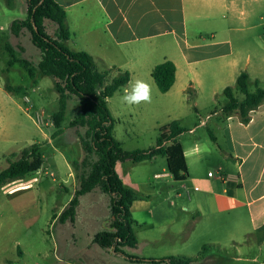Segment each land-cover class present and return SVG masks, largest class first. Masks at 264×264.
Segmentation results:
<instances>
[{"label":"rangeland","instance_id":"374dc122","mask_svg":"<svg viewBox=\"0 0 264 264\" xmlns=\"http://www.w3.org/2000/svg\"><path fill=\"white\" fill-rule=\"evenodd\" d=\"M260 14H264V8L258 9L257 17ZM26 17L25 0H14L13 9L8 7L7 0H0V135L6 133L10 138L7 141L0 140V172L10 162L18 160L24 149L34 144L43 146L44 164L37 173L0 188V264H69L62 257L66 250L75 249L77 256H72L70 262H77L82 257L81 253L86 252L85 244L95 233L110 230L109 198L97 189L81 197L74 221L62 223L59 219L54 220L55 215H60L68 208L78 187L68 158H81L83 152L77 131L85 134L86 128L70 127L80 112L79 100L74 97L68 102L62 133L54 137L57 129L52 117L57 113L59 105L53 78L41 76L40 82L34 86L20 63L8 65L12 55L18 59H27L34 66L41 58V52L33 45L28 30H24L19 38H15L10 31L14 20ZM251 26L252 30L245 29V34H241L247 35L246 43L250 47L264 46V21L257 19ZM10 49L13 50L12 53ZM6 77L11 85L23 86L26 92L7 93L4 90ZM256 81L259 87L264 88V75H252L249 82L251 92L256 90ZM225 82L215 93L206 87L198 95H194L190 89L162 95L156 88V92L152 93L151 103L133 106L122 103V88L108 103L115 119L114 136L126 151L148 150L156 145L163 126L179 121L182 126L190 128L193 122L206 120L209 112L215 109L223 111L226 103L224 89L236 85V80ZM235 92L239 99H244L239 91ZM158 97L189 98L174 106L170 105L166 112H159L156 108ZM191 97H200L198 108L194 106ZM209 97L216 98L211 100ZM40 117L43 118V123L40 122ZM199 133H204L210 143L214 142L206 127L199 130ZM189 137L191 136L187 134L184 141ZM165 166V158L159 157L156 162L134 163L129 160L122 163L118 170L128 186L132 185L141 195H145H139L132 205L135 220L133 228L139 245L136 248H125L128 254L138 258L192 256L197 258L192 264H264V242L258 241L264 240V227L260 231H253L247 216L240 226L232 217H223L215 225L218 228L216 235L208 232L207 235L196 234L198 242H193V246L188 249H181V240L172 242L173 239L168 236L174 228L192 233L193 216L182 209L190 205L188 193L194 198L195 191L185 188L181 183H173L175 188H172L166 178H154V174L161 173ZM124 167L131 174H124ZM211 170L215 172L214 168ZM159 184L168 186L163 190L158 188ZM178 193L181 194L180 198ZM145 205L151 206L153 213L137 214V209ZM143 221L148 225L140 227L138 222ZM249 232L250 235H244ZM85 233H89L90 238L84 236ZM233 239L240 244L234 243ZM205 245L207 250L203 252ZM94 250L98 254L93 259L107 253V250L97 244L94 245ZM105 255L106 260L98 259L93 264H133L120 256L116 258L112 254Z\"/></svg>","mask_w":264,"mask_h":264},{"label":"crops","instance_id":"0c3cea01","mask_svg":"<svg viewBox=\"0 0 264 264\" xmlns=\"http://www.w3.org/2000/svg\"><path fill=\"white\" fill-rule=\"evenodd\" d=\"M56 1L67 12L71 37L66 46L70 50L90 54L101 71H111V78L120 72H129V84L137 79L148 81L152 84V93L158 89L152 70L167 60L176 65V82L169 92L163 94L159 91L162 95L185 92L187 89L198 95L206 87L215 93L219 86L225 85L226 80H237L242 72H247L250 80L252 75H264V46L250 47L246 43L247 35H241L245 34V29H253L251 23L255 20L264 21V14L257 17L258 9L264 8V0ZM40 60L36 61V65ZM40 77L38 75L39 82ZM188 98L158 97L156 108L159 112H166L170 105ZM191 98L198 108L200 97ZM215 98L209 97L211 100ZM182 127L186 132L178 141L186 156L187 180H174L165 157L147 160L156 162L159 157L165 158L166 166L161 173H155L154 178H166L172 188L173 183H181L195 191L194 198L188 193L190 205L182 209L193 216L192 233L174 228L168 237L173 239L172 242L181 240V249H188L193 242H198L196 238L202 233L216 235L218 228L215 225L225 216L235 219L238 226L247 216L252 230L260 231L264 227V105L251 113L248 124L241 122L238 113L226 116L223 111L215 109L207 114L206 120L193 122L190 128ZM204 127L215 137L214 145L204 133H199ZM187 134L191 137L184 141ZM9 139L6 133L0 135V140ZM120 166L122 163L117 164V172ZM129 173L124 167V174ZM167 186L159 184L158 188L164 190ZM177 196L180 198L181 194ZM145 206L139 207L137 214L153 213L151 206ZM132 219L135 221L133 213ZM138 225L142 227L148 223L143 221ZM96 234L85 244L86 252L81 253L84 258L70 262L72 256H77L74 248L66 250L62 257L69 264H93L98 259L106 260L105 254L126 260L112 250L93 259L98 254L93 251ZM248 234L251 232L244 235ZM83 235L90 238L89 233ZM232 241L240 244L235 239Z\"/></svg>","mask_w":264,"mask_h":264},{"label":"trees","instance_id":"16d2710c","mask_svg":"<svg viewBox=\"0 0 264 264\" xmlns=\"http://www.w3.org/2000/svg\"><path fill=\"white\" fill-rule=\"evenodd\" d=\"M27 17L14 20L10 31L19 38L24 30L31 35L33 45L40 50L41 60L34 66L27 59H18L12 55L8 65L20 63L28 76L37 85L38 75L49 76L54 80V88L58 94L59 109L53 115V123L57 131L54 137L62 133V124L66 118L68 102L77 98L80 112L71 123V128H86L85 134L77 131L82 147L80 159L68 158L74 171L78 187L74 196L60 215L54 220L66 223L75 220L81 197L99 190L109 198L110 230L97 233L94 242L104 250H112L114 254L123 256L132 263L147 264H192L197 258L188 256H168L164 258H138L125 253L124 248H136L138 238L133 229L131 206L139 196L132 187L127 186L119 176L116 166L129 160L141 163L157 156L167 159L169 173L175 181L188 178V165L182 144L178 138L186 132L178 121H173L160 129L156 145L148 150L126 151L121 142L114 136L115 119L108 106V100L119 90L127 86L131 76L129 72H120L111 78V71H101L95 59L84 51H72L66 46L71 33L67 25V12L56 0H25ZM10 8L14 0H7ZM22 50H24L22 48ZM11 53L13 52L10 49ZM152 77L163 94L169 92L176 82V65L164 61L152 70ZM4 90L9 94L26 91L23 86L11 85L9 79ZM250 78L242 72L236 80L235 87H226L224 95L226 103L223 112L226 116L238 113L243 124L251 120V113L264 105V88L249 90ZM235 90L244 95L241 100ZM211 139L215 137L210 133ZM44 164L43 146L34 144L23 150L21 157L9 163L0 172V188L13 182L24 180L41 170ZM207 250L203 246L202 251Z\"/></svg>","mask_w":264,"mask_h":264},{"label":"clouds","instance_id":"9594fccd","mask_svg":"<svg viewBox=\"0 0 264 264\" xmlns=\"http://www.w3.org/2000/svg\"><path fill=\"white\" fill-rule=\"evenodd\" d=\"M152 92L153 87L151 83L137 79L123 88L121 101L128 106L149 104L152 102Z\"/></svg>","mask_w":264,"mask_h":264},{"label":"built area","instance_id":"2783aa9c","mask_svg":"<svg viewBox=\"0 0 264 264\" xmlns=\"http://www.w3.org/2000/svg\"><path fill=\"white\" fill-rule=\"evenodd\" d=\"M27 101H29V100L27 99ZM40 122H42V123H43V118H41V117H40Z\"/></svg>","mask_w":264,"mask_h":264}]
</instances>
